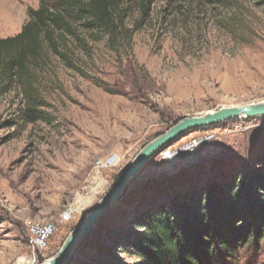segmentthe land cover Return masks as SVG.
Here are the masks:
<instances>
[{"label": "rangeland", "instance_id": "374dc122", "mask_svg": "<svg viewBox=\"0 0 264 264\" xmlns=\"http://www.w3.org/2000/svg\"><path fill=\"white\" fill-rule=\"evenodd\" d=\"M39 3L0 0V38L19 34ZM159 6L131 47L118 51L57 36L79 69L43 44L44 61L30 77L38 96L0 83V264H47L140 151L182 119L264 103V0H232L203 13L176 4L165 20L157 18ZM209 133L218 142L205 154L172 165L161 159L167 148L156 153L68 264H146L132 247L146 213L222 171L244 177L259 168L264 116L191 131L170 147ZM69 206L75 221L59 227L47 250H35L26 220L55 222ZM261 247L224 264H264Z\"/></svg>", "mask_w": 264, "mask_h": 264}, {"label": "trees", "instance_id": "16d2710c", "mask_svg": "<svg viewBox=\"0 0 264 264\" xmlns=\"http://www.w3.org/2000/svg\"><path fill=\"white\" fill-rule=\"evenodd\" d=\"M232 0H40L29 8L28 20L19 34L0 38V83L10 91L21 87L24 96H38L30 77L47 51L70 69H79L71 55L59 47L69 36L83 47L104 41L112 51L131 47L132 37L153 19L165 20L174 5H228ZM156 12V11H155ZM83 36V37H82ZM75 55V54H73ZM30 99L33 100L32 97ZM34 115L37 106L30 102ZM41 113V112H39ZM207 129H202L203 131ZM200 131V130H198ZM259 167L242 176L236 169L216 179L185 189L170 206L160 205L138 222L142 235L133 248L146 264H224L240 259L245 250L264 245V154Z\"/></svg>", "mask_w": 264, "mask_h": 264}, {"label": "water", "instance_id": "95a60500", "mask_svg": "<svg viewBox=\"0 0 264 264\" xmlns=\"http://www.w3.org/2000/svg\"><path fill=\"white\" fill-rule=\"evenodd\" d=\"M264 116V103L244 106L221 108L208 112L203 116L184 118L144 147L134 158L130 165L118 176L112 189L104 196L98 205L88 214L83 221L72 231L59 253L54 256L49 264H68L77 245L95 228L99 221L107 215L115 203L127 190L129 183L140 175L148 162L156 153L170 147L176 140L191 131L219 125L235 119H248Z\"/></svg>", "mask_w": 264, "mask_h": 264}, {"label": "built area", "instance_id": "2783aa9c", "mask_svg": "<svg viewBox=\"0 0 264 264\" xmlns=\"http://www.w3.org/2000/svg\"><path fill=\"white\" fill-rule=\"evenodd\" d=\"M218 138L215 134L209 133L199 139H193L179 145L177 148H167L162 154V162L169 164L179 163L190 156L205 154L208 149L216 145ZM77 210L69 206L55 222H42L39 219H28L25 222L31 244L35 250L45 251L49 247L50 240L61 225L75 221Z\"/></svg>", "mask_w": 264, "mask_h": 264}, {"label": "bare ground", "instance_id": "6f19581e", "mask_svg": "<svg viewBox=\"0 0 264 264\" xmlns=\"http://www.w3.org/2000/svg\"><path fill=\"white\" fill-rule=\"evenodd\" d=\"M49 262H50V261H48V263H47V264H49Z\"/></svg>", "mask_w": 264, "mask_h": 264}]
</instances>
